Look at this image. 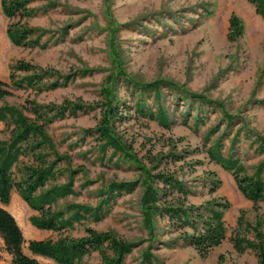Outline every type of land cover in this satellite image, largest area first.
<instances>
[{
    "label": "rangeland",
    "instance_id": "1",
    "mask_svg": "<svg viewBox=\"0 0 264 264\" xmlns=\"http://www.w3.org/2000/svg\"><path fill=\"white\" fill-rule=\"evenodd\" d=\"M29 6L38 10L28 22L44 30L40 40H46L47 45L31 47L12 43L6 32L10 20L0 5V78L7 80L10 65L19 59L58 74L68 73L70 78L61 86L40 92L16 89L14 94L0 99V104L19 105L26 98L39 103L61 104L67 100L91 104L100 99L103 78L107 73L114 74L116 62L139 82L166 79L187 92H200L220 104L210 106L181 97L180 91L173 95L161 86L158 103L173 120L167 127L161 126L133 111L135 96L130 97L129 89L120 78L117 82L116 98L124 102L119 109H123V113L128 110L117 130L123 138L132 141L137 155L147 150L158 156L168 151L182 154V159L176 163L171 161L169 169L192 189L186 195L187 202L199 203L211 197L228 202L223 210L225 237L218 245L200 256L181 240L180 231L191 232V229H173L164 216L153 215L152 231H149L142 220L140 185L117 196L100 220L74 224L75 227L65 229L67 234L84 235L83 228L88 226L97 231L111 230L122 239L134 241L136 245L125 256V264H141V252L146 250L152 256L144 264H255L253 252L249 249L236 252L229 235L240 210L247 221L253 223L258 218L264 226V205L254 208L251 201L240 194L231 174L207 157L201 139L215 126L217 129L211 139L227 133L223 153L239 156L248 172L264 158V153L254 151L255 143L251 142L253 133L264 137V19L255 13L252 4L246 0H30ZM230 13H235L243 26L242 34L233 40L226 37ZM63 26L66 32L60 34ZM83 67L91 70L81 73L79 68ZM155 103L147 94L145 106L154 108ZM187 110L188 122L196 110L205 116V123L196 131L182 121V113ZM224 115H232L233 123L229 127L224 125ZM98 117L99 110L95 108L65 114L46 126L56 149L64 156L60 166L75 170L74 187L84 179L90 180L78 195L58 200L56 208L64 202L94 205L100 200L98 192L104 190L109 181L130 180L137 175L126 162L113 166L91 160L94 140L89 136L81 138L82 129L93 126ZM236 130L237 141L230 149V136ZM246 134L250 137H244ZM0 135H8L3 121H0ZM216 178L218 186L210 192V180ZM5 207L23 231V248L27 253L29 239L55 237V232L31 224L29 216L36 211L16 189ZM170 241L176 244L171 246ZM36 258L44 264H57L43 256ZM97 260L95 251L85 259L91 264ZM0 264H12L1 239Z\"/></svg>",
    "mask_w": 264,
    "mask_h": 264
},
{
    "label": "trees",
    "instance_id": "2",
    "mask_svg": "<svg viewBox=\"0 0 264 264\" xmlns=\"http://www.w3.org/2000/svg\"><path fill=\"white\" fill-rule=\"evenodd\" d=\"M29 1L0 0L1 9L10 20L6 32L10 41L16 45L44 47L47 41L40 40L45 34L44 30L28 22V18L36 15L38 10L29 6ZM246 1L252 4L255 13L264 19V0ZM242 30L240 18L235 13H230L227 39H236L242 34ZM65 32L63 26L59 33ZM116 64L114 74L107 73L103 78L100 99L91 104H81L79 101L72 103L67 100H63L61 104L39 103L29 98L19 105L7 102L0 104V121L8 128L6 137L0 135V239L4 249L11 255L12 264H44L35 255L49 258L57 264H91L85 259L93 251L98 256L95 264H125V256L136 245L134 241L122 239L111 230L97 231L85 226L84 235L73 237L68 235L65 229H71L75 227L74 224L85 220H100L109 211L117 196L132 191L137 185L142 186L140 209L143 223L149 231H152L153 215L164 216L173 229L188 227L191 232L180 231L181 240L190 244L200 256H205L224 239L226 229L223 210L228 206V202L218 200L217 197L199 203L187 202L186 195L190 194L192 189L169 169L171 161L176 163L183 155L168 151L158 156L147 150L138 156L133 150L132 141L123 138L118 132L117 125L126 118L128 110L123 113V109H119V105L123 106L124 102L116 98L117 82L120 78L129 89L130 97L135 96L133 111L155 120L161 126L167 127L173 121L158 103L161 86H165L173 95L180 91L178 95L181 97L187 96L210 106L220 104L200 92H187L166 79L139 82L127 75L119 62H116L115 66ZM79 70L85 74L91 68L83 67ZM69 78L68 73L58 74L51 69L19 59L10 65L8 79L0 78V99L14 94L16 89H31L34 92L53 89L63 85ZM147 94L156 101L154 108L145 106ZM95 108L99 110V117L93 126L82 129L81 136H89L94 140L91 160L113 166L126 162L137 171V175L130 180L109 181L106 188L98 192L100 200L94 205L64 202L56 208L54 205L58 200L68 195H78L90 180L84 179L74 187L75 170L60 166L64 156L56 149L46 126L65 114L84 113ZM223 112L226 113L224 110ZM182 114L183 123L194 131L205 123V116L197 110L190 116V122L186 121L189 110ZM224 117V125L229 127L233 123L232 115ZM216 129V126L209 128L201 138L207 157L231 174L237 190L245 199L251 201L254 208L259 204L264 205V158L258 161L252 172H248L239 156L232 152L223 153V139L228 137L227 133L218 134L211 139ZM237 135L238 130L230 136V149L234 147ZM244 137L250 136L246 134ZM253 139L251 142L255 143L254 151L264 153V137L253 133ZM84 156L89 157L85 153ZM210 173L213 174L211 171ZM217 180H210V192L218 186ZM13 189H16L28 206L36 211L29 216L31 224L38 229L56 233L55 237L29 239V253L23 248L25 238L20 225L5 207L11 201ZM240 211L229 235L232 247L238 253L251 250L255 256V264H264L263 223L261 224L258 218L253 223L247 221L243 211ZM168 244L174 246L176 242L170 241ZM151 256L148 250L142 251L140 263L148 262Z\"/></svg>",
    "mask_w": 264,
    "mask_h": 264
},
{
    "label": "bare ground",
    "instance_id": "3",
    "mask_svg": "<svg viewBox=\"0 0 264 264\" xmlns=\"http://www.w3.org/2000/svg\"><path fill=\"white\" fill-rule=\"evenodd\" d=\"M14 198H15V197H14ZM14 202H16V201L13 200V205H14Z\"/></svg>",
    "mask_w": 264,
    "mask_h": 264
},
{
    "label": "crops",
    "instance_id": "4",
    "mask_svg": "<svg viewBox=\"0 0 264 264\" xmlns=\"http://www.w3.org/2000/svg\"><path fill=\"white\" fill-rule=\"evenodd\" d=\"M12 206V205H11ZM36 257H38V255H35Z\"/></svg>",
    "mask_w": 264,
    "mask_h": 264
}]
</instances>
